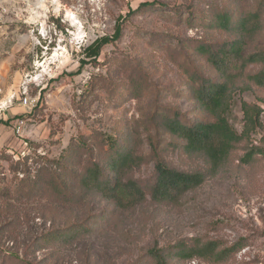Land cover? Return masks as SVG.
<instances>
[{
    "label": "rangeland",
    "instance_id": "rangeland-1",
    "mask_svg": "<svg viewBox=\"0 0 264 264\" xmlns=\"http://www.w3.org/2000/svg\"><path fill=\"white\" fill-rule=\"evenodd\" d=\"M221 15L231 19L228 30ZM118 25L121 38L85 59L84 48L113 38ZM233 41L259 59L240 62L228 80L200 48ZM263 73L264 0H0L1 98L15 96L7 108L19 109L22 142L0 152V264H155L156 252L167 264H264V85L252 79ZM206 82H227V117L239 135L243 104L262 110L261 125L216 174L167 128L174 114L187 124L215 121L196 99ZM109 140L141 159L117 178L141 188L145 199L134 207L80 188L87 166L106 168ZM252 149L263 153L243 163ZM27 157V178L45 163L53 175L41 176L60 178V193L16 197L25 174L11 166ZM157 159L204 173L205 182L177 202H155ZM104 175L114 182L108 169ZM210 242L229 252L179 257L181 247Z\"/></svg>",
    "mask_w": 264,
    "mask_h": 264
},
{
    "label": "trees",
    "instance_id": "trees-1",
    "mask_svg": "<svg viewBox=\"0 0 264 264\" xmlns=\"http://www.w3.org/2000/svg\"><path fill=\"white\" fill-rule=\"evenodd\" d=\"M144 4L142 7H145ZM258 13H261L259 10ZM251 17L258 18V14ZM231 19L226 15L218 18L220 27L230 28ZM122 27L116 26L113 38L102 37L95 40L90 46L84 48L83 55L85 59H98L104 46L113 41H117L122 36ZM200 52L205 55L211 65L218 73L231 80L232 74L236 70L235 67L241 62V67L258 61V55L244 57V44L242 42L233 41L230 44L216 45L208 48L202 46ZM257 85H264V73L256 75L252 78ZM196 99L206 111L215 117L214 122H200L187 124L181 120L179 114H174L168 120L167 128L170 133L184 142V149L189 154H202L208 160L211 166V173L216 174L227 161L231 152L236 145L245 137L249 136L256 127L261 125L260 117L262 110L258 107H251L243 104L245 115V127L241 135L231 126L227 114L230 111V88L227 82L215 83L206 82L196 92ZM110 140L107 144L110 146L112 155L110 156L106 168L97 162H93L91 166L85 169V177L82 178L80 188L85 192L93 190L101 191L106 199L114 200L119 205L135 206L145 199V196L134 181L123 183L120 179L126 170L139 166L141 159L132 154H128L123 150L116 149V142L113 144ZM263 152L259 149H252L242 158L243 163L253 161L255 155H261ZM40 159V158H39ZM42 159V157H41ZM27 158H20L19 161L12 164L15 173L21 171L25 177L19 182L22 188H18L16 197L19 200H31L41 198L44 189H53L54 193H60L62 182L60 178H45L41 173L53 175L50 168H45V163L38 164L35 168L38 175L35 178L30 177L32 168L26 164ZM106 169L115 175L113 183L104 180ZM156 183L153 187L151 198L153 201L161 202H177L184 194L200 187L206 179L204 173H187L178 171L169 167L162 160L157 159L155 165ZM107 178V177H106ZM218 246L214 242L200 249H192L186 251L181 247L179 257L182 259H190L195 256L207 258L212 255L224 257L229 250L216 253ZM156 259L155 264H167L166 258L160 252L153 253Z\"/></svg>",
    "mask_w": 264,
    "mask_h": 264
},
{
    "label": "crops",
    "instance_id": "crops-1",
    "mask_svg": "<svg viewBox=\"0 0 264 264\" xmlns=\"http://www.w3.org/2000/svg\"><path fill=\"white\" fill-rule=\"evenodd\" d=\"M18 110L17 107L8 106L0 115V152H15L22 146L17 135V127L21 124L15 120Z\"/></svg>",
    "mask_w": 264,
    "mask_h": 264
},
{
    "label": "built area",
    "instance_id": "built-area-1",
    "mask_svg": "<svg viewBox=\"0 0 264 264\" xmlns=\"http://www.w3.org/2000/svg\"><path fill=\"white\" fill-rule=\"evenodd\" d=\"M2 94H3V90H2V88L0 87V115L2 114V112H3L4 110H6L7 105H8L9 103H11L13 99H15V96L12 95V96L10 97L9 100H5V101L3 102V99L1 98V95H2ZM28 103H29V102H28L27 100H25V104L28 105ZM20 131H21V126L19 125V126L17 127V133H20Z\"/></svg>",
    "mask_w": 264,
    "mask_h": 264
}]
</instances>
